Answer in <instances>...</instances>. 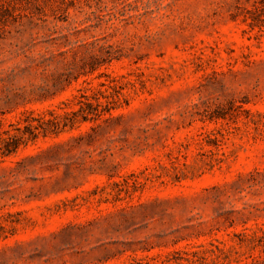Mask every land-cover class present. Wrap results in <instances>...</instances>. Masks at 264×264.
I'll return each mask as SVG.
<instances>
[{
  "label": "rangeland",
  "instance_id": "374dc122",
  "mask_svg": "<svg viewBox=\"0 0 264 264\" xmlns=\"http://www.w3.org/2000/svg\"><path fill=\"white\" fill-rule=\"evenodd\" d=\"M0 130V264H264V0H0Z\"/></svg>",
  "mask_w": 264,
  "mask_h": 264
},
{
  "label": "trees",
  "instance_id": "16d2710c",
  "mask_svg": "<svg viewBox=\"0 0 264 264\" xmlns=\"http://www.w3.org/2000/svg\"><path fill=\"white\" fill-rule=\"evenodd\" d=\"M114 83V82H111ZM102 86L111 88L114 90V93L116 95L112 96L115 104H117L120 99L119 95L122 94L120 90L122 89L121 86H118L117 84H105L103 83ZM100 93V94H99ZM100 95V96H99ZM104 92L100 91L98 92V95H88V94H82L81 98L83 100L79 101L80 109L76 112H73L72 114L77 117V114L81 112V117L83 121H91L96 118H100L107 113L110 115V118H115L113 114V110L116 109V106H112V102L108 100L107 96H104ZM100 97L106 98V104H103L101 102ZM115 97L118 98V100H115ZM26 114V120H25V135H28L30 139L34 140L36 139L40 134H43L44 136L48 135H59L61 132L67 131V129L70 127H73L74 121L76 118L71 117V113L65 112L63 115H59L55 111H50L49 116L43 115L39 117L33 116L32 112H25ZM28 114V115H27ZM61 119V120H60ZM7 130H0V138L3 140V145L0 146V154L3 156H10L13 153H15L19 147V137H11L3 138V135L7 134ZM10 135V134H9Z\"/></svg>",
  "mask_w": 264,
  "mask_h": 264
}]
</instances>
